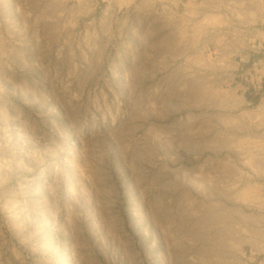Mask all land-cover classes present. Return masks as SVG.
<instances>
[{"label":"rangeland","instance_id":"374dc122","mask_svg":"<svg viewBox=\"0 0 264 264\" xmlns=\"http://www.w3.org/2000/svg\"><path fill=\"white\" fill-rule=\"evenodd\" d=\"M0 264H264V0H0Z\"/></svg>","mask_w":264,"mask_h":264}]
</instances>
